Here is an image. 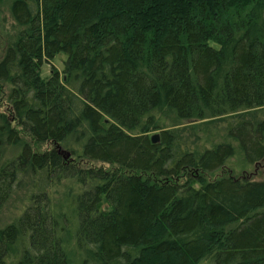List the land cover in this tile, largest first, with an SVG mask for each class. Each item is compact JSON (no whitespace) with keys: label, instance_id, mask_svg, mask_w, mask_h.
Returning a JSON list of instances; mask_svg holds the SVG:
<instances>
[{"label":"trees","instance_id":"obj_1","mask_svg":"<svg viewBox=\"0 0 264 264\" xmlns=\"http://www.w3.org/2000/svg\"><path fill=\"white\" fill-rule=\"evenodd\" d=\"M8 1L0 264H264V0Z\"/></svg>","mask_w":264,"mask_h":264},{"label":"rangeland","instance_id":"obj_2","mask_svg":"<svg viewBox=\"0 0 264 264\" xmlns=\"http://www.w3.org/2000/svg\"><path fill=\"white\" fill-rule=\"evenodd\" d=\"M10 2L8 0H4L0 4V61L4 57L8 44L13 40L15 33V25L13 22L12 15L10 14ZM67 57L65 54L57 56L53 61V64L59 70H63L64 61ZM48 67V68H47ZM42 67V77L47 78L49 76V71H51L50 66ZM50 69V70H48ZM8 91L9 89L0 85V111L7 112L9 110L8 105ZM29 139V138H28ZM47 148V145H44L41 149ZM49 148V147H48ZM223 174H232L234 177H244L248 180H254L257 182L264 181V160L260 161L259 164L250 167L249 169L243 168L239 159L235 160L230 164L229 167L226 168ZM30 192V183L26 181V185L22 190L16 191L12 194L11 198L0 212V229L4 228L8 224L14 222V220L18 219L27 207V197Z\"/></svg>","mask_w":264,"mask_h":264},{"label":"water","instance_id":"obj_3","mask_svg":"<svg viewBox=\"0 0 264 264\" xmlns=\"http://www.w3.org/2000/svg\"><path fill=\"white\" fill-rule=\"evenodd\" d=\"M159 140H160V135H159V134L154 135V136L152 137V143H153V144H157V143L159 142Z\"/></svg>","mask_w":264,"mask_h":264}]
</instances>
